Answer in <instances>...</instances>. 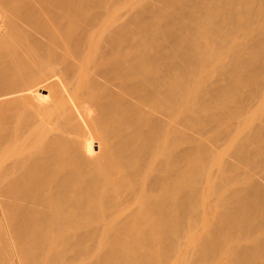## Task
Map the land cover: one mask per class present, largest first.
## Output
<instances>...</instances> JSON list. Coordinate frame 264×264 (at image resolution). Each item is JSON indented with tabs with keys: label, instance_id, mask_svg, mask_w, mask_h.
Segmentation results:
<instances>
[{
	"label": "bare ground",
	"instance_id": "1",
	"mask_svg": "<svg viewBox=\"0 0 264 264\" xmlns=\"http://www.w3.org/2000/svg\"><path fill=\"white\" fill-rule=\"evenodd\" d=\"M262 234L264 0H0V264H264Z\"/></svg>",
	"mask_w": 264,
	"mask_h": 264
},
{
	"label": "rangeland",
	"instance_id": "2",
	"mask_svg": "<svg viewBox=\"0 0 264 264\" xmlns=\"http://www.w3.org/2000/svg\"><path fill=\"white\" fill-rule=\"evenodd\" d=\"M262 237L264 238V234H262ZM260 247H261L260 245H255L252 247V251L257 252L260 249Z\"/></svg>",
	"mask_w": 264,
	"mask_h": 264
}]
</instances>
